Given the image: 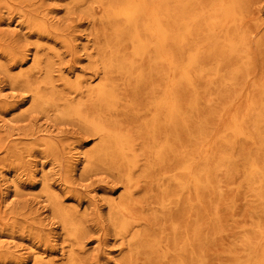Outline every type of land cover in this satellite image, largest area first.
Listing matches in <instances>:
<instances>
[{"label":"bare ground","instance_id":"bare-ground-1","mask_svg":"<svg viewBox=\"0 0 264 264\" xmlns=\"http://www.w3.org/2000/svg\"><path fill=\"white\" fill-rule=\"evenodd\" d=\"M15 1L25 8L35 3ZM73 6L99 27L97 80L57 85L40 51L54 52L44 42L52 30L66 47L71 41L37 8L21 11L39 41L30 59H19L31 71H21L14 84L31 93L33 110L93 135L97 144L85 168L111 172L125 188L109 216L127 243L125 264H204V231L222 223L226 189L255 197L264 209V77L255 75L242 0H75ZM256 27L264 28L259 19ZM7 53L15 56L14 49ZM43 145L52 155L61 149L50 140ZM45 196L73 242L64 264H83L81 222L58 197ZM257 227L255 239L242 240L235 264H264V224ZM34 264L55 263L37 256Z\"/></svg>","mask_w":264,"mask_h":264},{"label":"rangeland","instance_id":"rangeland-1","mask_svg":"<svg viewBox=\"0 0 264 264\" xmlns=\"http://www.w3.org/2000/svg\"><path fill=\"white\" fill-rule=\"evenodd\" d=\"M75 0H34L25 8L15 0L0 5V264H34L37 256L46 262L64 264L73 242L55 215L45 191L59 198L61 206L82 225L83 246L78 251L83 264H125L127 243L116 234L109 216L120 202L125 188L120 179L106 170L86 169V156L97 142L92 134L73 121L56 120L31 108V93L13 80L30 65L19 67L21 58L36 52L38 36L20 18L24 9H39L48 26L67 34L66 47L51 31L44 40L52 47L40 51L52 63L60 88L65 80L96 81L93 61L98 57L96 26ZM244 24L252 32L255 48V75L264 77V0H242ZM36 12V11H34ZM14 49L12 58L7 51ZM60 144L57 155L47 153L45 141ZM19 150V151H18ZM20 154H18V153ZM142 198V196H137ZM227 198L219 226L206 227L204 264H235L242 240L257 237L264 224V209L255 197L226 189ZM146 260L142 259L141 264Z\"/></svg>","mask_w":264,"mask_h":264}]
</instances>
